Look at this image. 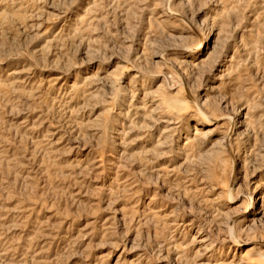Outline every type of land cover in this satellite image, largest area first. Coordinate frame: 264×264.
<instances>
[{
  "label": "rangeland",
  "instance_id": "374dc122",
  "mask_svg": "<svg viewBox=\"0 0 264 264\" xmlns=\"http://www.w3.org/2000/svg\"><path fill=\"white\" fill-rule=\"evenodd\" d=\"M0 264H264V0H0Z\"/></svg>",
  "mask_w": 264,
  "mask_h": 264
},
{
  "label": "bare ground",
  "instance_id": "6f19581e",
  "mask_svg": "<svg viewBox=\"0 0 264 264\" xmlns=\"http://www.w3.org/2000/svg\"><path fill=\"white\" fill-rule=\"evenodd\" d=\"M199 46H201V44Z\"/></svg>",
  "mask_w": 264,
  "mask_h": 264
}]
</instances>
